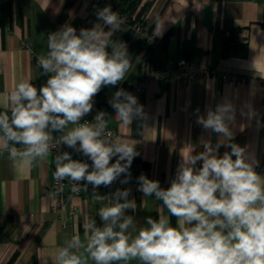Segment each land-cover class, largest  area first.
Masks as SVG:
<instances>
[{
	"label": "clouds",
	"instance_id": "1",
	"mask_svg": "<svg viewBox=\"0 0 264 264\" xmlns=\"http://www.w3.org/2000/svg\"><path fill=\"white\" fill-rule=\"evenodd\" d=\"M96 17L100 22L79 33L64 24L48 34L47 51L37 56L45 83L37 87L31 79H20L0 96V154L7 153L14 168L48 159L54 144L91 161L73 159L67 151L54 157L57 183L67 180L73 191L91 185L94 200L103 205L97 213L100 224L91 218L84 224L83 240L78 234L67 239L56 264H264V175L256 171L259 162L249 146L234 142L236 109L230 100L208 108L206 116L197 115V124L218 139L215 144L202 141V151L181 153L168 188L144 174L137 178V190L162 202L166 214L148 216L146 226L137 228L128 214L136 211L129 189L110 196L96 191L122 175L120 183H128L138 155L135 142L108 130L111 117L105 111L92 121L83 119L102 88L116 87L132 67L126 45L113 40L124 20L110 5L98 9ZM109 104L124 126L147 119L138 98L122 88ZM247 115L252 119L255 111L249 107ZM54 133L61 135L57 139ZM221 147L230 151L220 155Z\"/></svg>",
	"mask_w": 264,
	"mask_h": 264
},
{
	"label": "crops",
	"instance_id": "2",
	"mask_svg": "<svg viewBox=\"0 0 264 264\" xmlns=\"http://www.w3.org/2000/svg\"><path fill=\"white\" fill-rule=\"evenodd\" d=\"M111 4L114 9L143 16L155 42L136 51L131 49L136 40L130 31L115 33L113 40L126 45L132 67L116 87L102 88L88 115L109 107L115 91L142 76L147 54L160 65L182 58L195 61L215 73L202 69L191 82L184 78L153 81L136 95L147 119L124 126L112 108L109 127L115 136L136 143L137 157L148 163L147 177L168 188L181 153L202 151V141L215 144L218 139L216 133L197 124V115L206 116L208 108L230 100L236 109L231 126L234 142L249 146L259 162L256 171L264 175L259 171L264 165V0H111ZM98 22L96 13L81 1L12 0L11 23L0 27V96L20 79L37 77V56L46 53L50 32L70 24L79 33ZM223 74L231 78L220 79ZM249 107L255 111L252 119L247 115ZM225 151L230 149L221 147L220 155ZM69 153L76 159L73 151ZM53 161L51 153L31 168L17 170L7 153L0 154V264H56L58 249L65 241L74 234L83 240L84 224L98 217L103 205L92 193L74 196L71 201L77 212L71 225L63 226L54 208ZM117 189L98 193L110 196ZM129 199L136 202L135 213L128 214L135 217L137 228L146 226L148 216L156 219L158 214H166L154 196L130 191ZM172 223L175 225V217Z\"/></svg>",
	"mask_w": 264,
	"mask_h": 264
},
{
	"label": "built area",
	"instance_id": "3",
	"mask_svg": "<svg viewBox=\"0 0 264 264\" xmlns=\"http://www.w3.org/2000/svg\"><path fill=\"white\" fill-rule=\"evenodd\" d=\"M74 2H84L87 6V8L90 11L97 12L98 9H102L105 6H111L112 10L115 12H118L120 17L124 20V23L121 25V29H124L125 31H130L132 34V37L134 40H145L147 44L150 46L154 44L155 37L153 33H151L149 27L145 23L143 16H138L136 14H129L127 12L114 9L111 4V0H71ZM142 69L143 74L139 79H135L131 81L127 86H124L122 89H124L127 92L132 93L133 95L141 94L145 89L149 86L150 83L153 81H161L164 79H187L188 81H193L197 75L198 71H201L203 68H201L198 63L195 61H190L186 58H182L178 61H169L165 65L155 64L151 61L149 54H147L145 60L142 63ZM201 72H210L215 73V70L213 69H203ZM231 78L228 74L220 75V79H229ZM112 110V107H106L101 109L100 111H105L108 116L110 115ZM94 115H87L83 119L87 121H92ZM83 122V121H82ZM113 133V135H116V132L114 129L109 127L108 129ZM60 133H54V136L58 139ZM64 151H73L75 154L76 159L85 161L91 165V161L84 156L81 153L75 152L73 149L68 148L66 145H59L56 146L53 145L52 148V154L55 157L57 154L62 153ZM113 161V160H112ZM111 161V162H112ZM55 171V165L53 162L52 166V173ZM259 171L264 174V165H261L259 167ZM124 179V176H121L116 182H114L110 187H99L96 191L97 192H106L110 190L111 188H120V189H129L130 191L134 193H142L137 190L138 188V181L130 179L128 183L121 184L120 180ZM149 179H152L149 177ZM52 186L53 189L56 192V202H55V211L59 215L63 226L71 225L73 221V217L75 213L77 212V206L72 203V198L74 196H80L83 194H89L92 193V186L88 185V190L84 191L82 188L77 191L72 190V185L67 181H63L61 183H57L53 179L52 176ZM160 186L162 188H167L166 183H160Z\"/></svg>",
	"mask_w": 264,
	"mask_h": 264
},
{
	"label": "trees",
	"instance_id": "4",
	"mask_svg": "<svg viewBox=\"0 0 264 264\" xmlns=\"http://www.w3.org/2000/svg\"><path fill=\"white\" fill-rule=\"evenodd\" d=\"M12 19V0H0V27L4 28L9 26ZM150 45L147 44L145 40H136L133 42L131 49H135L136 51L141 50L142 48H149ZM41 69L38 67V75L37 77L32 80V82L39 87L41 84L45 83L46 77L41 75ZM115 160V158L113 159ZM147 169L148 163L140 159L139 157H135L131 166H130V173L132 180L137 181V178L144 174L147 176ZM123 176V175H122ZM97 224H100L99 217L95 216ZM3 230V227L0 226V235Z\"/></svg>",
	"mask_w": 264,
	"mask_h": 264
}]
</instances>
